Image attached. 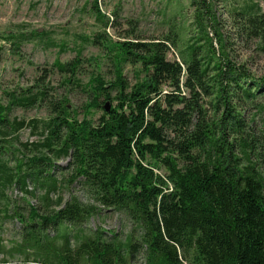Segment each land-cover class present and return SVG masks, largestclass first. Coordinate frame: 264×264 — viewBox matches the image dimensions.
Listing matches in <instances>:
<instances>
[{"label": "trees", "instance_id": "1", "mask_svg": "<svg viewBox=\"0 0 264 264\" xmlns=\"http://www.w3.org/2000/svg\"><path fill=\"white\" fill-rule=\"evenodd\" d=\"M192 6L195 22L205 33L210 0H192ZM96 10L103 22L105 15L97 6ZM241 16V34L264 38V14ZM205 36L208 54L202 57L203 48L193 46L183 62L168 60L174 40L84 37V43L98 45L113 65L115 80L106 82L100 74L91 77V99L82 121L68 98L53 101L40 85L19 98L6 93L7 104L0 99V197L15 185L24 197L40 190L42 207L48 210L52 196L64 185L53 172L55 162L68 159V183L79 181L95 203L72 197L63 205L59 197L58 209L45 215L30 206L29 221L19 216L27 230L19 251L45 253V260L50 256L58 264H133L142 250L146 264H264V156L230 101V95L252 102L260 98L264 79L226 60L207 32ZM11 40L18 48L24 36L6 38ZM87 63L102 68L100 58ZM126 64L139 65L144 74L133 87L123 73ZM84 65L81 52L68 63L54 64L67 86L80 85L77 77ZM112 91L117 92L114 98ZM206 98L214 99L219 119L209 120ZM37 106L46 107L48 119L26 123L10 117L14 108ZM93 110L103 111L97 121L89 118ZM26 127L46 136L33 146L38 155L28 157L15 146L13 138ZM99 207L126 216L138 230V239L135 229L125 240L117 235L107 238L98 230L77 236L71 250L70 236L63 235L65 246L56 252L50 238L43 236L47 225L84 226L100 213Z\"/></svg>", "mask_w": 264, "mask_h": 264}, {"label": "rangeland", "instance_id": "2", "mask_svg": "<svg viewBox=\"0 0 264 264\" xmlns=\"http://www.w3.org/2000/svg\"><path fill=\"white\" fill-rule=\"evenodd\" d=\"M96 6L106 17L104 23L97 17ZM210 7L211 20L204 21V27L213 39L218 54L223 51L226 60L243 67L251 76L264 79V38H250L239 30V22L244 18L241 14H264V0H210ZM195 10L192 0H0V99L7 104L6 93L14 92L19 98L40 85L48 91L53 101L68 98L70 108L76 110L77 118L82 121L86 115L85 106L91 99L87 88L91 77L100 74L106 82L115 80L113 65L106 60L98 45L84 43V37L92 39L94 36H103L102 38L113 42L170 39L175 43H169V61H186L193 46L203 48L199 54L205 57L209 45L206 32L195 22ZM11 35L24 36V41L20 42L18 48L15 47V40L6 41ZM218 36H222L224 48L218 43ZM61 47H65V50H61ZM79 52L85 61L82 74L77 77L80 85L67 86L54 64L56 61L68 63ZM91 58H100L102 68L97 70L87 63ZM140 68L139 65L131 64L123 66V73L130 87L144 77ZM116 95L117 92L112 91V98ZM230 96L235 115L243 120L246 131L255 139L257 150L264 156V93L253 102L246 101L243 97L240 99ZM213 100L205 99L209 120L221 117V114H215L211 103ZM112 105L116 106L117 102L114 101ZM92 112L93 116L89 118L94 121L103 115L102 110ZM10 117L26 123L49 118L44 106L14 108ZM45 137L41 130L26 127L13 141L16 148L24 150L29 157L39 154L38 149L33 146L44 142ZM24 145H27V149H23ZM68 168V159L55 162L53 172L64 185L52 196L53 203L48 210L42 207L43 191L40 190L35 196L24 197L21 188L15 185L7 189L5 198L0 197V264H58L50 256L49 261L45 260V253L36 255L29 249L19 251L27 231L19 216L29 221L30 206L40 208L41 215L49 214L58 209L55 201L59 197L63 199V205L72 197L95 204L88 199L79 181L68 183L71 177ZM31 189L30 186L29 190ZM99 208L100 213L84 226L59 229L47 225L43 236L50 238L53 250L61 252L66 243L63 235L70 236L71 250H74L77 236H91L100 230L105 232L107 238L117 235L125 240L133 233L136 227L126 216L117 211ZM133 234L138 239V230L135 229ZM46 244L44 239L43 245ZM133 264H146L143 250L137 254Z\"/></svg>", "mask_w": 264, "mask_h": 264}, {"label": "water", "instance_id": "3", "mask_svg": "<svg viewBox=\"0 0 264 264\" xmlns=\"http://www.w3.org/2000/svg\"><path fill=\"white\" fill-rule=\"evenodd\" d=\"M105 107H106L107 110H110V104H109V103H107V104L105 105Z\"/></svg>", "mask_w": 264, "mask_h": 264}]
</instances>
